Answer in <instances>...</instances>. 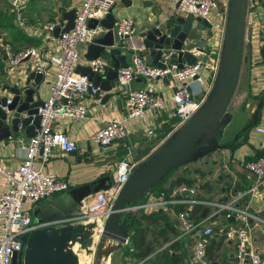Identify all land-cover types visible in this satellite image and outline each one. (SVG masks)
<instances>
[{"label":"crops","instance_id":"crops-1","mask_svg":"<svg viewBox=\"0 0 264 264\" xmlns=\"http://www.w3.org/2000/svg\"><path fill=\"white\" fill-rule=\"evenodd\" d=\"M130 1L131 4L127 6V0H116L112 9L115 21L121 16H130L135 19L137 24L135 36L124 41L127 50H124L123 53L126 54L128 64L134 53L143 54L144 52L139 34L150 26L159 25L170 16L179 13L176 7L178 0H151V7H143L142 0ZM216 1L217 7L212 11L209 21L212 24V36L206 35L205 42H198V46L202 50L201 57L213 67L216 65V59H219L228 6V0ZM80 3L81 0H26L20 10H15L12 8L10 0H0V7L8 10L13 15L14 25L19 33L31 40L27 43L24 41L15 42L14 40L11 42L8 33L3 32L4 39H0V83L10 85L17 84L16 82L22 83L28 71L32 69L31 60L23 59L13 71H9L7 52L14 53L20 49L34 46L40 49L43 54H48L53 49L52 37L54 34L45 31L42 27L57 19L62 20L61 11L72 8L77 10ZM204 32L207 33V30H204ZM81 49L82 56L78 65L87 66L88 60L84 58L86 46ZM190 52L193 53L195 58L199 55V52ZM263 54L264 2L261 0H248L240 71L235 91L226 109L230 121L225 126L220 141L228 144V146L213 151L196 161L198 162L197 166L190 168L188 176L195 181L191 187L196 189V196L198 194L200 198L216 200H228L235 196H241L239 201L241 204L249 201L251 210L258 212L264 218V210H254L252 206V200L257 207L264 205V188H257L255 191L249 192L255 178L244 167L246 161L256 158L264 152V132L256 131L257 126L264 128V100L260 98V96H264ZM52 72L53 69L41 82L38 98L42 100L48 96L49 80L52 79ZM215 72L212 69L203 72L205 93L203 86L197 83L192 84L193 91L196 93L201 92L200 94L206 97L211 88ZM173 83L168 77L146 80L143 77H138L133 80L131 87L146 88L169 100L174 88ZM106 93L100 91L99 97L91 93L86 94L84 103L87 107V114L84 118L58 117L54 121V129L64 132L70 140L77 143L79 148L76 152L67 153L56 149L54 150L55 155L47 162L42 163L38 160L35 162L41 171L66 179L69 188L54 193L35 204L25 203V209L30 211L34 220H52L76 214L75 212L79 211V206L70 195L71 189L92 182L104 175L113 176L121 159L130 157L138 164L153 152L177 127V120L170 116L171 106L169 103L168 108L160 114H152L143 120L128 123L126 125L128 132L125 139L115 141L107 147H97L89 140V136L103 126L107 120L115 117L120 118L124 114L125 94L123 89L116 83L108 92V98L104 99ZM4 94L11 97L9 93L5 92ZM260 102L261 106L256 123L244 130ZM150 123L156 125L154 135H147L144 131V126ZM28 139L25 132L19 130L17 136H11L0 141L2 143L0 163L3 167L8 170H15L19 167L23 154L22 147ZM177 175L173 174L169 180L173 177L176 178ZM200 185L203 187L199 188ZM7 187V181L0 176V194ZM141 211L150 213L157 210L146 208ZM176 213V206H172L168 209H162L164 222H146L147 228H143L142 231L144 240L147 242L144 248H147V246L152 250L155 248L146 257L132 262L136 260V257L131 256L130 253H125V243L110 256L108 264H144L145 260L152 258L156 251H159L160 248H156L155 241H162L163 229L166 230V236L169 239L163 247L170 242H177L176 252L184 254L181 264H190L191 238L181 237L175 239L180 228ZM224 220V216L220 214L208 221L216 230L209 240L217 247L216 250L212 251L217 254L214 262L216 264H236V242L221 235L222 230L232 220L229 223H225ZM218 229L220 231H217ZM97 233L99 234V232ZM97 233L94 236L95 244L99 238ZM252 245L254 250L260 254L261 264H264V228L260 227L254 230ZM90 260L91 255L86 253L80 255V263L90 264ZM151 262V264H154L155 260L152 259ZM211 262L213 261H210V264Z\"/></svg>","mask_w":264,"mask_h":264},{"label":"built area","instance_id":"built-area-1","mask_svg":"<svg viewBox=\"0 0 264 264\" xmlns=\"http://www.w3.org/2000/svg\"><path fill=\"white\" fill-rule=\"evenodd\" d=\"M25 1L10 0V4L15 10H20ZM261 1L264 2V0ZM178 2L180 14H192L208 21H210L212 11L217 7L216 0H178ZM115 3L116 0H81L79 8L76 10L72 29L57 37H52L53 49L48 54H43L40 49L34 46L20 49L14 53L7 52L9 71H13L19 62L28 58L32 62V68L43 76V80L51 69L53 72L52 79L49 80L48 96L43 100V105L38 108V115L41 118L39 128L36 134L29 137L27 143L23 144L21 164L15 170H8L0 163V176L8 183L7 189L0 194V264H12L13 255L22 251L25 246L22 237L33 230L79 221H95L100 228L120 188L137 165L130 157L121 159L116 166L110 187L85 198L82 205L79 206L77 214L52 220H34L30 211L24 207L25 203L35 204L54 193L69 188L66 179L41 171L35 162L37 160L42 163L47 162L55 155L54 150L56 149L65 153L78 150L77 143L70 140L64 132L54 129L53 123L58 117L78 119L86 116L87 107L84 98L88 93L96 94L98 88L93 86L92 81L86 75L77 73L76 67L82 56L81 48L87 47L95 37L105 31V28L100 24L90 28L89 20L97 19L99 21L104 18ZM63 24V20L57 19L42 28L53 33L56 26L62 27ZM136 25L134 18L121 16L115 21L113 30L116 36H127L129 39L135 36ZM192 51L199 52L195 62L184 63L181 67L178 66L175 50L164 51L160 59L165 65L164 68L148 64L143 54L134 53L130 63L117 70V84L125 94L124 114L120 118L115 117L107 120L103 126L89 136V140L100 148L123 140L127 136L126 125L128 123L143 120L152 114H160L168 108L169 103L171 106L170 116L177 120V126L185 122L200 107L205 97L200 94L201 92H194L192 84L197 83L203 86L205 93L203 72L207 69L216 71L218 64V59H216L214 67L205 61L201 57V49L194 48ZM87 62V66L96 73H105L112 64L106 55H100ZM138 77L170 78L174 82V88L169 100L146 88H132L131 83ZM155 128L156 125L150 123L144 126V131L147 135H154ZM256 131L264 132V128L257 126ZM1 146L0 142V148ZM244 167L255 178L249 192L255 191L257 188H264V152L256 158L246 161ZM184 191H187L186 195L180 198L176 197ZM165 192L161 191L157 194L150 191L144 202L132 207L131 210L136 212L146 208L159 210L178 205L185 206L186 210L176 213L180 228L175 239L191 238L190 264H210L206 246L215 234V230L208 221L220 214L224 216V219L232 220L222 230L221 235L236 242V264H261L260 254L254 250L252 245V235L256 228H264V218L258 212L251 210L249 201L241 204L239 202L241 196H235L228 200L200 198L196 196L195 188L185 185L175 187L170 198L166 197ZM193 206H199L202 210L206 207V217L198 222L189 218L186 211ZM97 230L95 231L97 232ZM127 242L125 243L127 244ZM80 250L79 247V252H81ZM130 251L133 250L130 248ZM84 252L91 255L90 264H94L95 243L93 247ZM75 254L78 257V253L75 252ZM246 255H248L247 262H245ZM78 264H83L79 262V258Z\"/></svg>","mask_w":264,"mask_h":264},{"label":"water","instance_id":"water-1","mask_svg":"<svg viewBox=\"0 0 264 264\" xmlns=\"http://www.w3.org/2000/svg\"><path fill=\"white\" fill-rule=\"evenodd\" d=\"M247 2L248 0H228L217 69L211 88L200 107L132 169L116 195L102 226L99 228L95 221H79L33 230L22 237L25 246L22 251L13 255L12 264H78V257L72 245L77 243L81 252L87 251L93 247L94 236L98 231L94 264H105L129 239L133 225L130 216L134 213L131 208L141 205L157 183L177 168L187 166L213 151L228 146L220 141L224 128L230 121L226 109L235 91L240 71ZM141 3L143 7H151V0H142ZM130 4L131 1L127 0L126 5ZM178 5L179 2L177 8ZM112 9L99 21L89 20L90 28L100 24L105 31L95 37L84 52V58L88 61L100 55H107L112 63L111 67L105 73H96L89 66L76 67V72L86 75L93 86L98 88L96 96L99 97L100 91L107 92L104 99L108 98V92L117 83V70L128 65L126 54L123 53L127 50L124 41L128 37L115 35L113 30L115 17ZM75 14V8L61 11L64 24L62 27H55L53 30L55 37L72 29ZM211 29L212 24L207 19L192 14L172 15L163 23L150 26L139 34L145 60L148 64L164 68L165 65L160 59L164 51L171 49L177 52L179 67L184 63L192 64L196 58L190 51L194 48L200 49L198 42H205L206 35L212 36ZM204 30H207V33ZM42 81L43 76L32 68L22 83L16 82L17 84L13 85L0 83V141L17 136L20 129L28 138L36 134L41 119L38 108L43 105V100L38 98ZM5 92L11 97L4 94ZM260 106L261 102L244 130L256 123ZM112 181L113 176L104 175L71 189L70 195L74 202L81 206L85 198L108 189ZM175 187L176 178L173 177L165 191L172 195ZM186 194L187 191H184L176 197L180 198ZM252 206L254 210H264V205L257 207L253 200ZM206 215L207 208L204 207L200 216L205 218ZM247 261L248 255L245 257V262ZM211 264L216 262L213 261Z\"/></svg>","mask_w":264,"mask_h":264},{"label":"trees","instance_id":"trees-1","mask_svg":"<svg viewBox=\"0 0 264 264\" xmlns=\"http://www.w3.org/2000/svg\"><path fill=\"white\" fill-rule=\"evenodd\" d=\"M12 14L9 13L8 10L3 9L0 7V39L3 40V32H7L11 42L14 40L15 42H29L31 41L29 37L23 35L22 33H19L18 29L14 25ZM4 42V41H2ZM1 52V50H0ZM264 100V96H260ZM184 169V171L188 172L186 169V166L177 168L174 170L170 175L167 177L163 178L157 185H155L151 192L155 193H160L161 191H165L166 184L168 183L169 178L178 170ZM195 181L188 176V173H181L176 176V187L185 185L187 187H191ZM203 186H199V188H202ZM166 197L170 198L171 196L166 193ZM198 197L200 195L197 194ZM241 203V202H240ZM187 208L182 205L176 206V212L186 210ZM201 211L202 209L199 206H193L192 208L188 209L186 213L188 214L189 218H191L193 221L198 222L200 221L201 218ZM132 219H133V225L131 227L130 231V236L128 239L127 244L125 245V253L131 254V256H135L136 260L132 262H136L139 260H142L144 257H146L152 250V248H144L145 245H147V242H145L142 231L144 230L143 228H147L146 222H164V217L162 215V209H159L157 211H153L150 213H144L141 210L134 212L131 214ZM225 223H229V219L224 220ZM145 225V226H144ZM166 228V225H165ZM163 239L162 241H155V246L156 248H160L159 251H156L154 256L150 259H147L144 261V264H151L152 259L155 260L154 264H181L182 259L184 257V254L182 253H177L176 252V246L178 245L177 242H170L167 246L163 245L169 241V239L166 236V230L163 229ZM217 231H220L219 229ZM216 232V230H215ZM179 233V232H178ZM163 247V248H162ZM130 248L133 251H130ZM217 247L216 245L213 244L212 241H209V243L206 246V254L207 258L210 261H215L217 254L216 252H212L216 250Z\"/></svg>","mask_w":264,"mask_h":264},{"label":"rangeland","instance_id":"rangeland-1","mask_svg":"<svg viewBox=\"0 0 264 264\" xmlns=\"http://www.w3.org/2000/svg\"><path fill=\"white\" fill-rule=\"evenodd\" d=\"M197 164H198V162H193V163L188 164L187 167H186V169H185L188 172L184 171V169H181V170L176 171L174 174H180V173H184V172L190 174V168H192V166H197ZM78 212L79 211H76L75 213L77 214Z\"/></svg>","mask_w":264,"mask_h":264},{"label":"bare ground","instance_id":"bare-ground-1","mask_svg":"<svg viewBox=\"0 0 264 264\" xmlns=\"http://www.w3.org/2000/svg\"><path fill=\"white\" fill-rule=\"evenodd\" d=\"M100 226H101V225H100ZM72 249H73L74 252L78 253V258H79V259H80V255H82V253H85L84 251H83V252H79V247H78V244H77V243L74 244V245H72ZM108 261H109V260H107L105 264H108ZM79 262H80V261H79Z\"/></svg>","mask_w":264,"mask_h":264}]
</instances>
